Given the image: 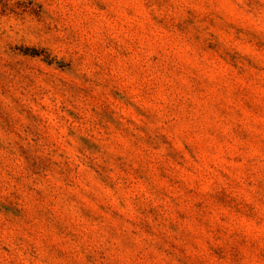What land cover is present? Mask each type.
<instances>
[{
	"label": "rangeland",
	"instance_id": "obj_1",
	"mask_svg": "<svg viewBox=\"0 0 264 264\" xmlns=\"http://www.w3.org/2000/svg\"><path fill=\"white\" fill-rule=\"evenodd\" d=\"M0 264H264V0H0Z\"/></svg>",
	"mask_w": 264,
	"mask_h": 264
}]
</instances>
